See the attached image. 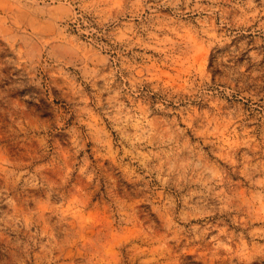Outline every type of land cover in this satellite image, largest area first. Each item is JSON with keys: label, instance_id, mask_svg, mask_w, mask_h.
Listing matches in <instances>:
<instances>
[{"label": "rangeland", "instance_id": "374dc122", "mask_svg": "<svg viewBox=\"0 0 264 264\" xmlns=\"http://www.w3.org/2000/svg\"><path fill=\"white\" fill-rule=\"evenodd\" d=\"M0 264H264V0H0Z\"/></svg>", "mask_w": 264, "mask_h": 264}]
</instances>
